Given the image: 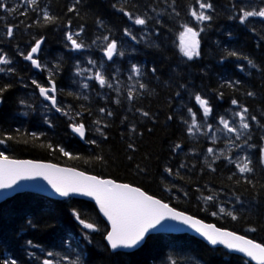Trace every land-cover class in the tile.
Listing matches in <instances>:
<instances>
[{"label": "trees", "instance_id": "trees-1", "mask_svg": "<svg viewBox=\"0 0 264 264\" xmlns=\"http://www.w3.org/2000/svg\"><path fill=\"white\" fill-rule=\"evenodd\" d=\"M0 2L16 9H0V54L11 61L0 67L14 69L0 72V87L11 85L0 102V139L14 138L0 144V152L8 158L46 161L136 186L176 210L264 245V164L259 156L264 133L251 120L252 116L264 119V22L251 18L239 22V6L247 0H208L213 5L208 13L212 19L201 24L200 55L192 60L180 53L179 34L184 24L201 29L189 15L190 7L198 8L195 0H38L36 11L23 0ZM72 7L75 11L70 12ZM121 9L147 17L146 25L132 24ZM43 10L56 18L54 23L43 22ZM8 26L13 27L12 37L7 36ZM126 27L135 40L124 35ZM68 33H79L74 38L84 47L73 50ZM105 36L117 44L111 62L101 53ZM41 39L38 59L44 68L37 72L23 57ZM97 57L104 62V76L113 87L92 83L82 93L77 69ZM133 64L141 74L130 80L127 72ZM114 66L118 73H112ZM50 73L62 109L59 113L39 105V90L32 84L36 80L48 87ZM140 83L145 88L140 89ZM133 86L135 99L129 101L128 89ZM196 94L209 101L212 111L207 118L195 103ZM234 99L237 105L232 104ZM240 106L249 110L246 137L252 139V171L243 174L229 161L233 154L221 149L226 143L187 130L189 107L202 122L214 125L216 119L232 117ZM101 108L106 111L101 113ZM80 123L86 128L83 140L71 127ZM219 148L222 152L216 154ZM206 196L214 199L207 201ZM228 200L242 204L241 208L227 206L235 220L219 212L218 205ZM73 211L99 230L83 229ZM107 231L91 202L19 193L0 203V264L4 259H16L18 264L52 259L54 264H65L63 256L76 259L77 254L82 264H251L188 234L149 235L137 250L113 253L104 242ZM29 240L35 247L28 245Z\"/></svg>", "mask_w": 264, "mask_h": 264}, {"label": "snow or ice", "instance_id": "snow-or-ice-1", "mask_svg": "<svg viewBox=\"0 0 264 264\" xmlns=\"http://www.w3.org/2000/svg\"><path fill=\"white\" fill-rule=\"evenodd\" d=\"M23 3L28 9H32L33 11H36L39 8L38 0H23ZM195 4L198 5V8L190 7L189 15L198 24L210 21L212 16L208 13L213 10L212 3L208 2V0H195ZM236 7L237 6L234 4L233 8L236 9ZM0 9H4L5 11H16V9H7L2 2H0ZM69 11H75V8H69ZM120 11H122L128 20L134 25L144 26L147 23V17L139 15L133 16L132 13L124 11L123 9ZM21 14L26 15L27 12L25 11ZM42 17L45 24L54 23L56 20V18L51 16L47 10H43ZM252 17H258L264 21V6H261L258 9L253 7L249 10L248 7L241 4L238 10L239 22L241 24H245L249 18ZM182 28L183 31L179 34V50L184 57L192 60L194 57H198L200 55V41L198 37L203 29L201 28L198 31L188 24L182 25ZM13 31V27L8 26L7 36L12 37ZM78 35L79 33H68L66 36V39L71 43L73 50H80L84 47L83 43L78 42L77 39L74 38V36ZM124 35L131 37L133 40L136 39L132 31L127 27L124 29ZM103 40L107 42L106 47L103 49L104 56L111 60L114 54L118 53L117 44L115 41L109 42L108 36L103 37ZM41 43L42 39L37 40L27 55H24L23 57L24 60L30 61L31 66L35 69L44 68L39 60L34 58L35 54L40 51ZM93 43H95V41ZM119 55H123V53H119ZM229 55L237 56L238 54L236 52H230ZM245 59L247 58L245 57ZM88 63L92 65L95 64L92 60H89ZM10 64L11 61L6 57V55L0 54V65ZM248 64L253 68L256 67L250 59L248 60ZM5 71L11 73L14 69L11 67L7 69L0 67V72ZM154 71L155 69H153V72ZM140 74L141 69L133 64L129 79L131 80L134 76L138 77ZM77 75H83V71L79 68L77 69ZM88 79H94L102 88L105 86L108 88L113 87V85L109 83L104 74L100 71H96L94 74L90 75ZM113 79H115V77ZM32 84L35 85V88L39 90V95L43 97L45 101H48L52 108H54L57 112H62V109L57 102L56 84L51 78V73L48 79V87L41 85L36 80H32ZM229 86L232 85L230 84ZM10 87L11 85L9 84H5L0 87V102H2L3 94L8 91ZM82 87L88 88L89 85L85 83ZM139 88L143 89L145 88V85L140 83ZM117 91H119V89H117ZM248 95L252 96L254 93L249 92ZM127 99L129 101L135 99L134 86L128 89ZM117 103H119V101H117ZM195 103L199 105V109L202 110L203 116L207 118L212 111L209 106V101L204 99L200 94H196ZM232 104L237 105L238 101L234 99L232 100ZM105 111L106 110L104 108L100 109L101 113H104ZM248 112V108L240 106V110L234 113V116L239 118V130L236 127H233L230 124V121L224 117L220 118L219 123L223 125V130L226 133H235L236 139L239 140L243 133L250 128V124L247 119ZM188 113L191 117V123L188 125L187 129L189 134H193V130L199 132L200 124L197 120V113L193 111V108L191 107L188 108ZM63 114L67 115V113ZM77 115H80V113H77ZM107 115L111 116L112 113L108 112ZM142 115L148 116L149 114L147 112H142ZM169 119H171V117H169ZM251 120L255 121L256 117L252 116ZM96 123H99V121ZM71 127L72 131L78 134L82 139L85 137L86 128L83 123L72 124ZM207 127L209 130L212 129L211 124H208ZM96 131L103 135L100 128H97ZM215 138V132H213V141ZM12 139L14 138L11 135H7L4 139H0V144H4L6 141ZM91 143H95V141H91ZM129 147L132 146L129 145ZM179 147L180 145L177 144L176 148ZM59 150L63 153V155L70 156V154L63 148H60ZM261 152L264 154V149H261ZM208 153L210 155L213 154V149L209 148ZM250 163L251 161L245 157L243 162L236 164V167L240 173H248L252 171V168L249 166ZM261 163L264 164V155H262ZM181 167H183V165H181ZM166 171L171 174V169H166ZM36 176L42 177L46 180L51 189L60 197H69L71 194H80L92 197L99 206L100 212L103 213L104 217L107 218L110 224V230L107 231L104 239L107 241L108 248L111 249L113 253H116L119 249H135L141 244L146 243L149 233L156 229L158 225H161L162 221L170 219L187 224L212 245L223 244L228 249H234L238 252L244 253L246 256L256 261L257 264H264V245L247 239L244 236L237 235L234 232L221 230L213 225H205L201 221L185 215L183 212L174 210L161 200L147 195L139 188L131 187L128 184H117L111 180H101L95 176H87L83 172H77L74 169L58 168L51 164L10 160L3 152H0V190L12 189L15 185H17L18 181L31 179ZM204 199L211 201L214 197L206 196ZM219 212L221 214L231 216L233 220L237 219L231 211H227L224 207H220ZM212 214L216 215L217 213L213 212ZM73 216L79 225L82 226L83 229L88 230V232H95L99 230L94 223L82 219L78 212L73 211ZM254 230L255 229H250V231ZM85 236L87 238V233ZM27 243L29 246L35 247L31 240ZM48 256H53V253L49 252ZM61 259L65 262V264H82L79 254H77L76 259H72L67 255L63 256ZM3 264H18V262L16 259H4ZM42 264H54V261L52 259H44ZM56 264H60V262L57 261ZM172 264H175V261H172Z\"/></svg>", "mask_w": 264, "mask_h": 264}, {"label": "rangeland", "instance_id": "rangeland-1", "mask_svg": "<svg viewBox=\"0 0 264 264\" xmlns=\"http://www.w3.org/2000/svg\"><path fill=\"white\" fill-rule=\"evenodd\" d=\"M244 6L248 7L249 10H251L253 7H255V8L258 9L261 6H264V0H249L246 3V5H244ZM251 19H253L254 21L264 22V21H261V19L258 18V17H252ZM200 28H202V25L201 24H200ZM101 53H102V55L104 57L103 49H102V52ZM115 56H116V54H114L113 59L115 58ZM92 61L95 62L94 65L88 63L84 67H80L79 68V69H81L83 71V75H78L77 86H78L79 90L82 93H84L85 90H88L90 88V86H91L92 83H97L94 79H88V77L90 75L94 74L96 71H100V72H102L104 74V66H105L104 65V62L99 57H97L95 60H92ZM114 63L115 64H118L116 62V60H115ZM84 70H90V71H84ZM118 72H119V68L117 66H114V71H112V73H118ZM130 73H131V71H128L127 72V74H129V76H130ZM114 77H116V74H114ZM85 83H87L89 85L88 88H83L82 87V85L85 84ZM114 83H117L118 84V81H116V79H115L114 80ZM42 103L43 102L39 103V105H41ZM42 106H43V108H45L43 104H42ZM234 113L232 114V117L225 118V119L229 120L230 121V124L233 127H236L239 130V118L238 117H235L234 116ZM197 120H198V123L200 124V131L199 132H196L195 130H193V134L192 135H196V134H199L200 135V134H203V133L204 134L207 133V135L209 137L208 138L209 141H213V132H215L216 138H215V140L213 142L216 143L219 140H221L222 143H226L225 147L224 148H221V149H225L228 153H232L233 154V155H231L229 161L230 162H234V166L235 167H236V164L237 163L243 162V160H244L245 157H247L248 160L251 161V156H250L249 152H250V143L252 142V139L246 137V133L249 131L250 128L243 133V135L240 137L239 140H237L236 139V136H235V133H226L223 130V125H221L219 123L220 118L219 119H216L217 122L214 125H212V129L211 130H209L208 127H207V125L209 123L202 122V119H198L197 118ZM263 120H259L258 121L256 119L254 121V124L256 126H260L259 129L262 130V132L264 133V121ZM190 123H191V117H190V120H189L188 125ZM262 132H260V133H262ZM260 138H262V140H263L264 139V134ZM221 149L219 151L215 152V153L216 154L221 153L222 152ZM261 149H264V141L262 143ZM261 149L259 150L260 162H261V159H262V155H264V154H262ZM227 206L241 208L242 207V204L239 203V202H235L233 200H228V202L225 205H223V204L222 205H218V208L224 207L227 210Z\"/></svg>", "mask_w": 264, "mask_h": 264}, {"label": "water", "instance_id": "water-1", "mask_svg": "<svg viewBox=\"0 0 264 264\" xmlns=\"http://www.w3.org/2000/svg\"><path fill=\"white\" fill-rule=\"evenodd\" d=\"M38 54H39V52L37 54H35L34 58L38 57ZM105 58L107 60H109L106 56H105ZM36 70H39V69H36ZM46 102L50 105V103L48 101H46ZM76 136H78L81 140H83L78 134H76ZM9 159L10 160H18V161H32L34 163H39V164L55 165L58 168L74 169V168L64 167V166H60V165H57V164H53V163L46 162V161H40V160L11 159V158H9ZM74 170L77 171V172H83V171H80L78 169H74ZM83 173L85 175H87V176H95V177H97L98 179H101V180H111V179H107V178H105V179L99 178L98 176L90 174V173H86V172H83ZM111 181H113V180H111ZM115 183H117V184H125V183H120V182H115ZM131 187H134V186H131ZM134 188H137V187H134ZM24 192L37 194V195L48 197V198L55 199V200H64V199H67V198H78V199H83V200L89 201V202H91V203H93L95 205L99 215L105 221V223L108 225V231L110 230V224H109L107 218L104 217L102 212H100L99 206L96 204L95 200L92 197L83 196V195H80V194H71L69 197H60L58 194H56L51 189L50 185H48V182L46 180H44L42 177H39V176L33 177L31 179H25V180L18 181L17 185H15L12 189L0 190V203L2 201L6 200V199L11 198L12 196H14L16 194L24 193ZM178 212H180V211H178ZM184 214L188 215L186 213H184ZM188 216H190V215H188ZM191 217H193V216H191ZM193 218L197 219L195 217H193ZM197 220H199V219H197ZM199 221H201V220H199ZM201 222L203 224H205V225H213V226H215L214 224H211V223H206V222H203V221H201ZM218 229H220V228H218ZM221 230H224V229H221ZM225 231H228V230H225ZM154 234H188L190 236H193V237L203 241L204 243H206L210 247H220L222 249H225L227 252H229L231 254H235V255L241 256L242 258H244L245 260H247L248 262H250L252 264H257L256 261L252 260L250 257L246 256L242 252H238V251H236L234 249H228L223 244H216V245L210 244L203 236H201L198 232H196L194 229L189 227L187 224H183V223H181L179 221H176V220L168 219V220L162 221L161 225H158L156 229L152 230L149 233V235H154ZM237 235H239V234H237ZM240 236H242V235H240ZM247 239H249V238H247ZM104 241H105V243L107 245V241L105 239H104ZM142 245L143 244H141L139 247H141ZM139 247H137L135 249H119L117 251L129 253V252H133V251L137 250ZM110 251L113 252L111 249H110Z\"/></svg>", "mask_w": 264, "mask_h": 264}, {"label": "bare ground", "instance_id": "bare-ground-1", "mask_svg": "<svg viewBox=\"0 0 264 264\" xmlns=\"http://www.w3.org/2000/svg\"><path fill=\"white\" fill-rule=\"evenodd\" d=\"M243 3H244V1H243ZM230 16V15H229ZM231 17H233V15L231 16ZM222 25V24H221ZM221 32V31H220ZM210 62V61H209ZM238 81V80H237ZM54 113V112H53ZM221 114H223V113H221ZM224 116V115H223ZM74 122V121H73ZM75 123V122H74ZM73 132V131H72Z\"/></svg>", "mask_w": 264, "mask_h": 264}]
</instances>
